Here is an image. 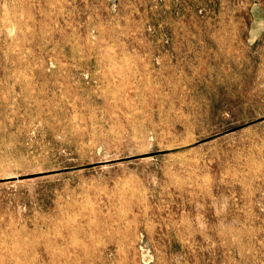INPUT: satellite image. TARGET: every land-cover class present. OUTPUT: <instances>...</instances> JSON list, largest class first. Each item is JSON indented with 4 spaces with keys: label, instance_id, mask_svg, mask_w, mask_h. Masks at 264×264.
<instances>
[{
    "label": "rangeland",
    "instance_id": "rangeland-1",
    "mask_svg": "<svg viewBox=\"0 0 264 264\" xmlns=\"http://www.w3.org/2000/svg\"><path fill=\"white\" fill-rule=\"evenodd\" d=\"M0 264H264V0H0Z\"/></svg>",
    "mask_w": 264,
    "mask_h": 264
}]
</instances>
